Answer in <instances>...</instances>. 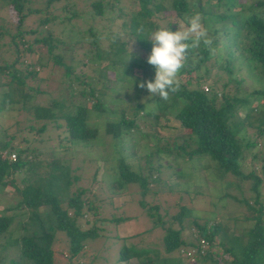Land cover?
Wrapping results in <instances>:
<instances>
[{
	"label": "trees",
	"instance_id": "obj_1",
	"mask_svg": "<svg viewBox=\"0 0 264 264\" xmlns=\"http://www.w3.org/2000/svg\"><path fill=\"white\" fill-rule=\"evenodd\" d=\"M55 1L59 0H46L42 8H31L24 6L23 0H0V10L5 5L4 8L16 16L12 27H0V53H5L8 47L17 52L18 44L29 46L30 43L24 37L31 35V43L45 46L50 60L63 66L67 87L75 89L79 103L70 104L66 110L63 99L50 105L31 107L34 119L51 122V131L62 128L66 133L67 141L61 149L63 152H71L72 146H91L88 141L95 139L97 131V126H90L88 122L91 112H108L114 116L113 120L105 122L104 133L118 142L122 134L131 135L134 132L140 139H153V143L145 146L140 155L136 152V139L131 143L132 150L128 154L122 153L119 143L112 147L114 155L112 152L108 155L113 162L109 187L118 192L129 187L135 188L140 196L137 204L142 207L143 215L150 220V229H157L159 234L152 240L142 236L145 233L149 237L150 229L119 236L115 226L128 218L120 210L125 201L121 200L117 206H113V195H108L105 190L101 192L102 196L97 197L95 190L88 186L75 185L80 179L78 169L57 157V150L49 154L47 159H42L38 149L30 150L22 136L19 142L23 146H11L12 138H16L18 133L15 130L7 135L6 140L0 141V188L10 186L14 190V207L25 210L26 218L20 222L17 236L4 244L0 243V252L11 250L14 254L5 262L0 260V264H56L55 255L63 256V264H77L85 247L95 250L93 242L96 239L104 241L102 252L105 257L112 249L113 254L109 260L113 264H220V261L223 264H264V200L259 192L261 177L256 174L255 165L244 173L239 164L242 152L253 148L257 137L259 134L263 136L264 131L256 127L259 134L252 140L251 135H246L242 119L235 114L236 107L245 100L244 96H228L222 89L218 93L214 90L216 78L208 87L202 88L209 72L210 66L206 65L209 61L227 76L234 73L241 60L248 67L253 64L257 75H264V0H249L245 4L238 0H133L135 8L127 11L114 5L118 0H90L87 3L90 11L84 10L81 15H88L92 20L105 16L108 25L115 18L121 19L120 28L114 31L116 37H108L105 46L95 45L96 30L86 28L94 46L91 53H84L87 62L96 66L91 74L74 72L76 66L83 65L82 58H70L75 66L66 65L61 60L58 50L64 40L53 35L51 29L60 33L63 25L70 23L78 14L74 9H67L61 15L55 14L51 7ZM164 5L180 18L181 23H184L181 26L186 24V15L198 12L213 40V47H221L223 57L221 62L215 63L216 53L210 54L203 45L190 49L188 61L193 54L196 55L195 59L187 61L181 69L178 75L180 89L170 93L168 100L150 96L147 88L139 87L141 81L155 77V68L147 63L152 49L147 39L149 30L160 25L156 13L163 10ZM236 5L237 10L230 9ZM213 7H222L227 11H213ZM31 14L36 15L32 21L34 27L24 24L26 17ZM141 26L145 29L143 33L139 31ZM169 26L175 31L180 25L174 22ZM66 32L70 36L71 28ZM121 36L126 37L125 40L134 41L144 51V56L138 57L133 53L128 55L130 58L127 60ZM25 49L29 51L27 46ZM20 62L16 55L10 62L0 65V75L8 77L7 81H0V85L7 87L0 96V111L18 101L25 108L23 105L30 98L27 90L32 87L26 84L25 78H34L36 72L30 64H24V68L20 69L16 66ZM200 69L202 73H199ZM107 70L113 73L109 79L106 77ZM102 79L114 84L129 82L136 87L134 96L123 102L122 98L110 95L107 100L109 103L106 104L101 99V90L95 86ZM225 85L223 82L220 88ZM263 92L252 88L248 93L253 95ZM110 104H114L113 107ZM56 111H59L57 115ZM169 112L175 124L167 122ZM160 119L163 123L159 122ZM44 122L35 129L29 126L26 130L41 133L46 128ZM157 128L173 129L175 133L171 134L173 136L161 135ZM10 153H13V159L8 158ZM261 153H264L262 146L252 151V165L260 157L264 162V154ZM128 157H134L135 167L127 162ZM176 157L187 160L205 158L206 166L198 165L200 170H207V173L204 172L205 179L209 180L210 172L213 171L216 173L214 176L222 181L219 190L234 188L238 191V197L226 192L223 197L230 196L241 207L248 209L251 214L246 218L251 220V225L244 232L233 234L229 227L225 228L206 217L199 222L200 217L195 213L194 206L175 203L178 210L164 219L158 213L156 204L143 208L142 197L147 192H156L153 191L156 188L151 189L152 186L166 184L167 178L162 174L171 166L166 160ZM189 172L184 174L176 170L173 174L181 180ZM263 172L264 169L260 174ZM225 176L226 180L227 177L233 180L226 182ZM89 179L88 184L95 181L94 174ZM244 180L248 181L245 191L241 184ZM178 185L174 188L181 190ZM182 191L189 194L186 188ZM101 208L106 211H100ZM89 215H93L90 223ZM10 221L11 215L0 213V238L8 233ZM59 236L64 240L63 246H58ZM91 261L84 264H90Z\"/></svg>",
	"mask_w": 264,
	"mask_h": 264
},
{
	"label": "rangeland",
	"instance_id": "obj_2",
	"mask_svg": "<svg viewBox=\"0 0 264 264\" xmlns=\"http://www.w3.org/2000/svg\"><path fill=\"white\" fill-rule=\"evenodd\" d=\"M90 0H59L55 1L51 4L53 7V12L57 15H61L66 12L67 9H74V11L78 14L77 17L72 19L70 23L63 25L62 31L60 33L57 30H52L53 35L59 36L64 40L63 45H61L58 52L61 55V60L64 64H72L71 57L79 59L82 58L83 65H78L74 68V72L91 74L94 71L96 66H93L87 62L85 54L87 51L91 53L94 50V46L92 42H90L91 37L90 34L87 33L86 28L91 27V31L96 30V34L98 36L95 37V45L105 46L107 44L108 37H116L115 32L120 28L121 19L115 18L112 21V24L108 25V22L104 19L105 16L101 18L95 17V19H89L88 15H84L81 13L85 10L90 11L87 7V3ZM244 1V2H243ZM46 0H23L24 6L31 8H42L45 4ZM241 4L249 3V0H238ZM115 6L121 7L122 10H133L135 8L136 3L133 0H118L114 2ZM167 3V2H165ZM70 4V5H69ZM0 10V27L2 29L6 27H12L14 21L16 20V16L14 13L7 11V8ZM165 8L157 12L158 22L159 24L170 25L174 22H177L178 25L181 26L180 18L175 15V12L164 5ZM237 6L230 8L232 10H237ZM6 7V6H5ZM115 10V9H114ZM224 12L227 11L221 8H214L213 11ZM245 13V11H242ZM3 15V19H2ZM36 17L35 14L28 15L24 20V24L28 26H35V23L32 22ZM61 25V24H59ZM52 28V27H51ZM71 28V35L66 32V30ZM58 29V28H57ZM73 30V31H72ZM109 31V32H108ZM108 32V33H105ZM44 31L42 32V34ZM114 33V34H113ZM68 34V36H67ZM124 42V50L125 57L134 53V55L144 56V51L140 50L134 41L125 40L126 37L121 36ZM25 40L30 43V45L18 44L16 51L14 48L8 47L4 52L0 53V65L4 62H10L17 55V60L20 63H17L16 66L20 69L24 68V64H30L32 69L36 72L34 78L26 77L25 82L27 85L31 86V90H27L30 98L26 100L24 103V107H22V103L19 101L16 103L8 104L7 108L0 111V141H4L7 138V135L11 134L15 130H17L16 138H12L11 146H23L21 142H19L20 137L26 140V144L30 150L39 151V157L42 159H47L48 155L52 152H55L57 157H61L63 162H69L73 167L76 166L77 174L80 175V179L75 183V185L80 186H88L90 189L97 194V197L102 196L104 190L106 193L112 196L113 206H117L121 200H124V204L121 206V211L123 215L128 218L124 221L120 222L115 226V231L119 236H127L131 233H137L143 230L150 229L151 222L150 220L143 215L142 207L137 204V200L139 199V194L135 190V188H128L123 192H118L109 187L111 182V166L113 162L109 160L108 155L113 154V146H116L119 143V146H122V153L128 154L131 152V143L136 139L138 149L136 152L138 155L141 154L143 148L153 143L152 138L143 137L142 139L138 138L137 133L122 134L119 138V141L111 138L108 134L104 133V124L107 121L113 120V115L108 112L104 113H89L88 122H90V126H97L96 136L94 140L88 141V144L91 146H72L71 152H63L62 145L67 141L66 133L61 129H55L56 131H51L53 129V125L51 122H44L42 120L34 119L32 114L31 107L35 105H50L54 103V101H58L63 99L64 102V110L69 108L70 104L79 103L77 101L76 91L74 88L68 89L66 76L64 75L63 66L57 65L53 63L49 54L46 51L45 46L41 44L31 43V35H25ZM6 39V37H5ZM100 39V43L98 42ZM26 46L29 48V51L26 50ZM222 48H216V56L215 63L221 62ZM195 54L190 56L189 61L195 59ZM130 57L127 58V60ZM197 58V57H196ZM188 61V62H189ZM87 64V65H84ZM239 63V62H238ZM211 63L210 61L206 63V65L210 66L209 72L206 74L205 82L202 84V88L205 86H209V83L215 79L214 87L218 93L222 89L224 94L228 96H237V97H245V100L236 107L235 114L239 119H242L245 125V132L248 137L251 135V140L258 135V130L256 127L260 128L259 130L264 131V92L261 94H249L248 92L252 88H257L260 90H264V75H257L254 70L253 64L250 67L247 64L243 65L242 60L237 66V71L235 70L231 76H227L224 74L222 69H217L216 65ZM75 66L76 64H72ZM199 73H202V69H200ZM113 75L110 70L106 71V77L109 79ZM8 80V77L5 75H0V81L5 82ZM238 80L239 82H237ZM225 82V86L221 87V84ZM97 90H101L102 96L101 99L106 104L109 103L107 100L110 95L120 97L123 99V102L128 101L130 98L134 96L135 86L130 85L129 82H124L123 84L112 83L107 80L102 79L101 81L95 84ZM5 85H0V96L3 92L6 91ZM112 88V89H110ZM237 88V89H236ZM1 100V98H0ZM19 100V99H18ZM113 107L112 104H110ZM74 105H72L73 108ZM27 107V108H26ZM71 108V109H72ZM59 111H56V115ZM167 122H175L173 121L172 114L168 113ZM42 122L46 124V128L41 133H35V130H26L29 126L32 128H37ZM160 123H163V120L160 119ZM228 128H231L229 124H227ZM25 129V131H22ZM161 135L173 136L171 134L175 133V130H162L156 129ZM173 130V131H172ZM57 132V134H56ZM261 132V133H262ZM264 133V132H263ZM259 134L258 139H256V145L253 148H249V150H245L242 152L241 159L239 161L240 167L245 173L249 168H252L255 165L256 174L261 177V183L259 185V192L262 194L261 199L264 200V172L261 175L260 171L264 169V162L261 160L260 155L257 162H254L252 165L253 159L251 158L252 151L255 149L259 150L262 146L264 149V134ZM22 139V140H23ZM56 146V147H55ZM37 148V149H36ZM140 148V149H139ZM62 149V150H61ZM112 150V151H111ZM264 157V156H263ZM67 158H70L68 160ZM129 158V159H128ZM127 158V162L132 164L133 167L136 165V160ZM141 159L137 160L140 161ZM171 163V166L164 170L162 174L164 177L166 176L167 182L159 183L158 185L152 186L151 189L156 190L154 194L148 193L142 197L143 205L145 207H149L153 204L158 206V213L163 215L161 218H167L168 215H173L178 210V207L175 205H188L194 206L196 208L195 213L199 216V222L206 218L209 220H214L222 224L225 228L229 227L232 230L233 234H240L244 232L250 225L251 220L246 218L247 215L250 216L251 212L241 207L240 203H237V200L232 197H223V193H229L230 195H236L238 197V191H235L234 188H228L222 191L219 190L222 181L217 179L214 175L215 172L211 171V178L205 179L207 170L202 171L198 168V165L206 166V159H183L176 157L170 161L166 160V163ZM260 165H263V168H260ZM97 167V168H96ZM180 170L181 172H189V175H183L181 180L176 179V176L173 174L174 171ZM168 173V174H167ZM215 173V174H214ZM94 174V180L88 184L89 178ZM185 174V173H184ZM213 175V176H212ZM213 177V178H212ZM100 180V181H99ZM227 180H233L232 177H227ZM226 176H225V181ZM18 181V179H16ZM99 181V182H96ZM247 180H244L241 184H243L242 189L245 191L247 186ZM174 187L180 186V189H175ZM102 187V188H101ZM186 188L189 191V194L184 193L182 190ZM160 190V191H159ZM129 192V193H128ZM99 193V194H98ZM104 193V192H103ZM15 192L10 186H5L0 188V213H4L6 215H11V221L8 225L7 231L0 238V243L4 244L5 242L10 241L15 236H17L19 232L20 222L26 218L25 210L17 209L14 207L16 203ZM222 196V197H221ZM249 200V199H248ZM8 208V209H3ZM264 210V204H263ZM100 211L105 212L106 210L100 209ZM199 211V212H197ZM93 216V215H92ZM92 216H88L89 223L92 220ZM95 217V216H94ZM93 217V218H94ZM111 230V228H109ZM151 232H148L149 237H147L145 233H142L143 238L148 240H152L155 235L159 234L157 229H150ZM112 234V233H110ZM118 241V240H116ZM133 241H137V239H133ZM93 243H95V250L91 251L88 248H84V253H82L81 258L77 264H84L88 260H92L90 264H113L110 262L113 251L108 252L107 257L104 256L103 243L102 239H96ZM119 243V241H118ZM64 240L62 237H58V246H63ZM94 249V248H93ZM14 256L11 250L0 252V260L5 262L7 258ZM93 258V259H92ZM225 258V256L223 257ZM56 264H63L65 259L63 256L55 255ZM75 260V259H74ZM78 260V258L76 259ZM134 262V260L132 261ZM76 264V263H75ZM203 264V263H202ZM206 264V263H205ZM220 264H223L220 261Z\"/></svg>",
	"mask_w": 264,
	"mask_h": 264
},
{
	"label": "clouds",
	"instance_id": "obj_3",
	"mask_svg": "<svg viewBox=\"0 0 264 264\" xmlns=\"http://www.w3.org/2000/svg\"><path fill=\"white\" fill-rule=\"evenodd\" d=\"M185 20L186 24L179 26L175 31L165 24L149 30L147 40L151 42L152 49L147 57V63L155 68V77L141 81L139 87L147 88L150 96L168 100L170 93L180 89L181 81L178 75L188 61L190 49L203 45L210 54L216 53L208 29L202 23L201 15L198 12L186 15ZM139 31L145 32L144 27L141 26Z\"/></svg>",
	"mask_w": 264,
	"mask_h": 264
},
{
	"label": "built area",
	"instance_id": "obj_4",
	"mask_svg": "<svg viewBox=\"0 0 264 264\" xmlns=\"http://www.w3.org/2000/svg\"><path fill=\"white\" fill-rule=\"evenodd\" d=\"M8 158H9V159H13V158H14L13 153H10V154L8 155Z\"/></svg>",
	"mask_w": 264,
	"mask_h": 264
}]
</instances>
